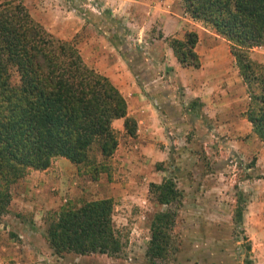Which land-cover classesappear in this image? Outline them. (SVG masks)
Segmentation results:
<instances>
[{"label": "trees", "instance_id": "16d2710c", "mask_svg": "<svg viewBox=\"0 0 264 264\" xmlns=\"http://www.w3.org/2000/svg\"><path fill=\"white\" fill-rule=\"evenodd\" d=\"M188 16L210 27L231 47L248 89L244 116L264 141V63L250 49L264 43V0H180ZM195 30L183 38L167 37L182 65L198 67ZM124 118L130 134L136 120L111 80L90 67L79 49L49 32L20 1L0 3V215L8 212L11 186L29 171L47 168L56 157L89 165L93 179L106 171L118 144L112 122ZM85 172V171H84ZM150 191L164 209L155 211L146 255L168 258L171 230L182 194L171 177L151 182ZM110 198L92 199L79 207L63 206L49 215L47 239L55 254H116L122 247L112 223ZM232 221L241 224L243 207L235 204ZM244 264H254L251 244Z\"/></svg>", "mask_w": 264, "mask_h": 264}, {"label": "rangeland", "instance_id": "374dc122", "mask_svg": "<svg viewBox=\"0 0 264 264\" xmlns=\"http://www.w3.org/2000/svg\"><path fill=\"white\" fill-rule=\"evenodd\" d=\"M4 1L22 2L31 16L53 35L74 44L81 55L85 52V49L87 52L90 51V54L85 58L83 57V59L96 70H98L96 64L100 59V55L97 52L98 50L96 52L92 51L93 45H95L94 49L104 44L108 45L109 41H113L112 37L114 38V36L119 38L124 35L128 41L132 37L138 38V34L143 35L139 30L143 26L149 25V15L154 10V1L149 8L144 0H0V3ZM163 3L161 5H165V0H163ZM168 3H170V9L182 13L184 19H186L185 26H183V30L177 37L182 36L184 32L194 30L193 28L196 26L188 22L192 19L183 11L180 0H170ZM194 22L199 23L195 20ZM205 28L213 32L210 27ZM159 34H161L160 22L156 20L149 28L148 35L150 38ZM224 41L228 44V49L231 52L229 42L225 38ZM149 49L148 47L147 50ZM155 51H158V49ZM158 52L160 53V51ZM103 56L104 54L101 55L102 58ZM232 56L237 68L236 76L240 78L237 81L240 93L244 95V105L242 107V113L244 114L249 100L248 89L239 73L234 55L232 54ZM250 56L255 61L264 63V43L252 47ZM237 101L241 110L239 99ZM197 102L194 103L195 107H197ZM251 130L258 138L252 126ZM194 134L192 129H188L184 137L175 144L180 147L184 145L193 153L191 156L184 155L185 160L183 163L197 165L199 166L197 174H205L204 172H208L210 166V158L213 159L209 157L208 149L210 150L209 147L214 142H208L203 138L196 140ZM137 135L136 133H128L125 127L124 132L119 133L117 130L118 144L112 156L107 160L108 168L95 179L91 177L88 164L79 167L64 157L75 165V174L71 177L75 182L66 181L65 177L59 179L56 184L59 187L54 190L52 196H55L57 191L62 198L59 200L51 196L48 197L50 203L53 199L55 203L53 202L50 208H44L46 210L41 211V214L43 213L41 217L38 213L39 224L38 226L35 225V228L39 235V243L44 241L50 248L47 239L48 217L49 215L57 217L61 207H79L92 199L110 198L113 205L111 211L112 223L123 243L121 249L113 255L99 252L88 254L63 252L57 254L58 259L61 258L62 264H244V260L248 256L245 249L247 241L251 244L250 254L253 263L264 264L263 230L261 227L257 231L250 228L251 223L254 222L252 213L256 206L253 203L255 198L260 197L257 199L258 201L263 198L264 203V171L258 170L260 169L259 165L256 166L257 162L264 166V162L258 160L254 153L259 141L253 138L250 139L252 142L251 149L242 158L238 157V152L235 149H233L234 155L231 157H219L226 160L231 173L228 180L229 188L226 189L229 216L224 210V220L214 221L210 218V213H205L206 222L212 223V227H210L208 223L202 221L205 205L196 203L194 200L196 197H193V193H186L188 197L184 196L183 188H181L179 182L180 179L173 173V168L177 166L178 162L174 152L166 159L170 171L165 175V156H160L162 160L155 162L147 160L149 158L148 152L143 154L145 159L137 158L139 151L137 145L138 139H140L137 138ZM157 143L164 144L165 142L159 140ZM263 145L261 144V146ZM176 150L177 148L174 151ZM137 160L140 161L137 162ZM165 177H171L175 181L183 198L181 205L176 208L177 214L175 224L171 230L168 258L151 259L146 255L147 244L150 239L149 224L155 211L164 209L165 205L158 203L149 189V184L151 182L158 183ZM243 178H250V180L247 184H241V186L239 182ZM16 183L12 184L11 191ZM254 191L256 192L254 193ZM13 196L12 193L8 212L0 215V223H3V225L0 224V229H4V234L0 236V240L3 239V241H0V243L11 248L9 250V257H11L9 261L17 262L25 260L21 259V253H18L17 245L22 239L17 236L15 225L12 224L15 221L14 217L20 214L27 226H32L36 208L30 210V207L24 204L20 207L19 201L16 198L13 200ZM237 202L243 207L241 224H235L231 219ZM220 222L228 226H222ZM259 222L263 226L264 220ZM45 251L47 254H54L52 248ZM45 254H42V258H40L43 261L47 260ZM20 264L22 263L20 262Z\"/></svg>", "mask_w": 264, "mask_h": 264}, {"label": "crops", "instance_id": "0c3cea01", "mask_svg": "<svg viewBox=\"0 0 264 264\" xmlns=\"http://www.w3.org/2000/svg\"><path fill=\"white\" fill-rule=\"evenodd\" d=\"M153 1L154 10L149 15V25L138 29L143 35L138 34V38L132 37L129 41L124 35L119 38L114 36L108 45L104 44L97 49H94L93 45L92 51L98 50L100 55L96 66L122 93L126 100L127 115L136 120L135 133L138 134L137 138H140L137 158L145 159L143 154L147 152L149 162L162 160L160 156H165L166 175L170 171L166 159L174 152L178 162L173 168V173L180 179L184 196L188 197L186 193H193L196 203L205 205L202 221L206 222L205 213H210V218L214 221H222L225 218L224 210L229 216L226 189L229 188L231 173L226 160L219 157H231L234 155L233 149L237 150L238 157L246 156L252 145L250 139L253 138L259 141L254 153L258 160L264 162V145L261 146L264 141L252 133L250 122L242 113L244 95H241L237 83L240 78L236 76L237 68L224 38L209 31L200 22H194L193 19L188 21L196 26L193 29L197 32L198 39L194 49L200 64L198 67L182 65L174 55L167 37L179 36L186 19L182 13L170 9V0H165V5H161L163 0H144L149 8ZM156 20L160 22L161 34L149 38V28ZM183 35L177 38H183ZM156 49L160 53L155 51ZM89 54L90 51L85 49L82 56L85 58ZM196 102L197 107L194 106ZM123 120L124 118L120 117L112 122L119 133L124 132ZM188 129L194 131L196 140L203 138L214 142L209 147L212 151L208 149L209 157L213 159L210 158V166L205 174H197L199 166L183 163L184 155L191 156L193 153L184 145L180 147L175 144L184 137ZM159 140L165 143H157ZM257 165L260 166L258 170L264 171L263 164L257 162ZM74 170L75 165L69 160L56 157L47 168L29 171L13 186V200L16 198L20 207L24 204L29 206L30 210H36L32 226H27L20 214H17L19 217H14L15 221L12 223L15 225L17 236L22 239L17 247L21 259L25 261H9L11 248L0 243V264H62L57 254L46 253L45 250L50 249L46 242L39 243L35 225L39 224L38 217L43 214L41 211L55 203L54 199L50 203L48 197L59 200L62 198L57 191L55 196H52L54 190L59 187L56 185L59 179L65 177L66 181L75 182L71 178L75 174ZM249 180L250 178H243L239 183L245 185ZM259 198L257 196L253 202L256 206L252 213L254 222L250 228L257 231L261 227L264 233V224L261 226L259 222L264 220V203L263 198L258 201ZM206 223L212 227L211 222ZM221 225L228 226L223 223ZM3 234L4 229H0V236ZM42 254L47 255L48 262L40 259Z\"/></svg>", "mask_w": 264, "mask_h": 264}]
</instances>
